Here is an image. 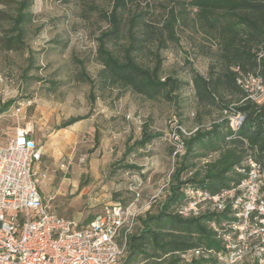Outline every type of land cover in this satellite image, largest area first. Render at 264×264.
<instances>
[{
	"label": "rangeland",
	"instance_id": "obj_1",
	"mask_svg": "<svg viewBox=\"0 0 264 264\" xmlns=\"http://www.w3.org/2000/svg\"><path fill=\"white\" fill-rule=\"evenodd\" d=\"M180 1L138 0L130 7L150 11L151 21L165 35L174 20L178 41H168L161 49L164 72L190 81V67L205 73L215 46L195 27L193 12L181 18ZM15 4L0 1V10L11 14ZM110 8L109 0H34L25 46H0V143L19 128L31 131L42 146L40 166L48 174L43 182L49 187L41 188L42 195L57 214L80 225L106 204L136 201L137 193L139 216L154 208L168 187L176 153L182 151L180 131L188 135L197 124L193 89L188 86L175 102L132 91L118 96L117 89L90 99V84L77 76L82 65L91 77L101 67L97 37L108 27L104 14ZM8 26L0 22V30ZM145 125L160 135L140 147L136 141ZM131 164L136 167H127ZM251 259L236 264H253Z\"/></svg>",
	"mask_w": 264,
	"mask_h": 264
},
{
	"label": "trees",
	"instance_id": "obj_2",
	"mask_svg": "<svg viewBox=\"0 0 264 264\" xmlns=\"http://www.w3.org/2000/svg\"><path fill=\"white\" fill-rule=\"evenodd\" d=\"M109 1L111 8L104 14L108 27L97 37L96 58L101 67L91 77L82 65L77 76L90 84V99L117 89L118 96L132 91L147 99L175 102L188 86L193 89L197 122L190 134L180 131L184 151L176 153V166L166 192L154 208L138 216L139 227L128 236L127 255L121 264L227 263L219 254L226 256L223 235L233 231L232 226L239 221L238 210L227 204L221 211L183 216L179 208L190 201L188 189L219 195L236 188L249 176V159L264 173V102L246 99L238 81L258 74L264 82V0L179 2L181 18L185 20L186 14L193 12L195 27L215 46L205 73L190 67V81L164 72L161 49L168 46V41H178L174 20L168 22L165 35L156 29L150 11L132 10L130 6L138 0ZM33 2L16 0L11 14L0 10V22L9 24L0 30L2 48L19 50L25 46ZM171 16L174 18V11ZM236 115L242 119L233 127L231 118ZM159 135L145 125L136 145L144 147ZM194 249L207 253L185 260L183 254Z\"/></svg>",
	"mask_w": 264,
	"mask_h": 264
},
{
	"label": "built area",
	"instance_id": "obj_3",
	"mask_svg": "<svg viewBox=\"0 0 264 264\" xmlns=\"http://www.w3.org/2000/svg\"><path fill=\"white\" fill-rule=\"evenodd\" d=\"M246 99L264 102V82L258 74L239 78ZM242 116H232L236 127ZM191 133V132H190ZM181 153L184 143L180 141ZM42 146L29 129L19 128L0 143V264H121L127 255V239L136 231L139 212L136 201L106 204L89 223L80 225L52 210L42 195L47 172L41 168ZM249 176L240 185L219 195L188 189L183 216L221 211L227 204L238 210L233 231L224 234L227 253L220 259L236 264L248 257L264 264V173L249 159ZM215 226L214 223H212ZM194 249L185 260L205 256Z\"/></svg>",
	"mask_w": 264,
	"mask_h": 264
},
{
	"label": "crops",
	"instance_id": "obj_4",
	"mask_svg": "<svg viewBox=\"0 0 264 264\" xmlns=\"http://www.w3.org/2000/svg\"><path fill=\"white\" fill-rule=\"evenodd\" d=\"M67 180H70L69 178H67ZM70 183V182H69ZM73 185L75 187V189H78V182L74 181L73 182ZM44 187V188H48L49 187V183L48 182H43V184H41V188ZM53 197V196H51Z\"/></svg>",
	"mask_w": 264,
	"mask_h": 264
}]
</instances>
